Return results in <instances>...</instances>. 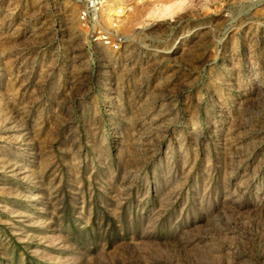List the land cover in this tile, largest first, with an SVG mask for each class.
Instances as JSON below:
<instances>
[{
	"label": "rangeland",
	"instance_id": "obj_1",
	"mask_svg": "<svg viewBox=\"0 0 264 264\" xmlns=\"http://www.w3.org/2000/svg\"><path fill=\"white\" fill-rule=\"evenodd\" d=\"M101 2L0 0V264H264V8Z\"/></svg>",
	"mask_w": 264,
	"mask_h": 264
},
{
	"label": "built area",
	"instance_id": "obj_2",
	"mask_svg": "<svg viewBox=\"0 0 264 264\" xmlns=\"http://www.w3.org/2000/svg\"><path fill=\"white\" fill-rule=\"evenodd\" d=\"M238 1L244 3L247 8L249 6L250 11L264 8V0H238ZM85 2L87 6L86 9L81 12L80 17L83 21H88L89 13H93V12L98 13L101 8L102 2L101 0H85ZM93 37L95 41H101L105 46H109L114 49H119L121 47L122 40L120 38L112 39L109 34L100 32L94 34Z\"/></svg>",
	"mask_w": 264,
	"mask_h": 264
},
{
	"label": "bare ground",
	"instance_id": "obj_3",
	"mask_svg": "<svg viewBox=\"0 0 264 264\" xmlns=\"http://www.w3.org/2000/svg\"><path fill=\"white\" fill-rule=\"evenodd\" d=\"M168 9H170V8H168ZM164 12V11H163Z\"/></svg>",
	"mask_w": 264,
	"mask_h": 264
}]
</instances>
